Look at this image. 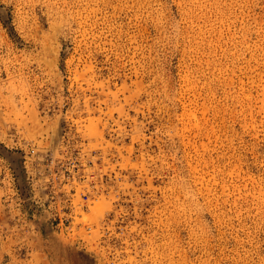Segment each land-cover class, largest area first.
Listing matches in <instances>:
<instances>
[{
    "label": "rangeland",
    "instance_id": "obj_1",
    "mask_svg": "<svg viewBox=\"0 0 264 264\" xmlns=\"http://www.w3.org/2000/svg\"><path fill=\"white\" fill-rule=\"evenodd\" d=\"M0 264H264V0H0Z\"/></svg>",
    "mask_w": 264,
    "mask_h": 264
}]
</instances>
